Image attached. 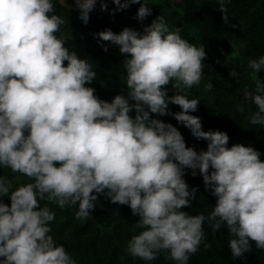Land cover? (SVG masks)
<instances>
[{
	"label": "clouds",
	"instance_id": "1",
	"mask_svg": "<svg viewBox=\"0 0 264 264\" xmlns=\"http://www.w3.org/2000/svg\"><path fill=\"white\" fill-rule=\"evenodd\" d=\"M74 2L87 24L97 0ZM218 2L228 24L225 0ZM112 3L117 11L140 4V21L151 15L141 0ZM100 8L107 10L104 0ZM53 12L51 0H0V165L34 181L11 190L12 183L0 177V198L10 199V206L0 202V264H76L48 235L55 216L39 201L60 208L78 204L76 217L85 219L97 194L127 205L139 217L137 227L144 230L131 238L128 251L145 261L167 250L172 260L187 264L205 239V220L213 231L226 225L235 237L229 241L233 257L250 251V241L264 249L260 153L241 144L228 147L225 132L203 131L199 117L189 114L199 100L189 99L186 90L201 82L204 46L182 38L179 28L170 30L163 16L142 33L130 28L100 32V40L130 57L123 62L128 97L116 95L109 103L85 86L96 73L65 46L64 37H57L65 21ZM249 67L255 73L264 70V56L250 60ZM170 83L177 94L168 97ZM244 99L258 109L250 124L264 125V82L257 78L255 92L245 89ZM169 102L181 111L168 113ZM150 113L173 115L197 140L208 142L207 150L186 147L176 127ZM185 168L199 169L206 190L216 197L207 217L180 210L196 192L183 179Z\"/></svg>",
	"mask_w": 264,
	"mask_h": 264
},
{
	"label": "trees",
	"instance_id": "2",
	"mask_svg": "<svg viewBox=\"0 0 264 264\" xmlns=\"http://www.w3.org/2000/svg\"><path fill=\"white\" fill-rule=\"evenodd\" d=\"M51 2L54 5L52 14L65 21L61 31L56 33L57 37H64L65 46L78 58L87 60L96 73L95 79L85 86L93 88L98 99L109 103L116 95L128 97L123 62L130 57L121 54L119 46L100 40V32L111 30L119 34L124 28H130L142 33L157 16H163L170 30L179 28L181 37L189 43L197 47L203 45L206 59L201 82L186 90L189 99L199 100L197 110L189 114L199 117L203 131L225 132L229 137L228 147L234 144L251 146L260 153L259 158L264 162V125L250 124V116L258 109L250 100L244 99L245 89L255 92L257 78L264 82V70L255 73L249 67L250 60L264 56V0H225L228 24L221 19L223 14L218 0H182L177 4L149 2L151 15L143 21L120 17L112 0H104L107 10L101 11L100 0L89 13L87 24L80 20L77 8L60 0ZM64 64L66 66L67 62ZM232 72L237 75L233 77ZM208 83L213 87L206 90ZM166 91L168 97L177 94L171 83L166 86ZM129 103L134 101L129 100ZM238 107H243L244 111H238ZM167 111L177 113L181 109L169 102ZM129 115L134 118L135 110ZM150 118L176 127L186 147L197 153L207 150L208 142L197 140L190 129L178 123L173 115L150 113ZM183 171L189 190L196 189V192L190 205L180 210L189 215L203 214L207 217L214 209L216 197L206 190L199 169L185 168ZM211 171L210 168L209 173ZM0 177L12 183L11 190L34 182L2 165ZM97 196L91 215L85 219L76 217L78 204L60 208L55 202L39 201L40 207H48L55 216L48 224V235L57 246L65 248L76 264H178L169 257L167 250L158 252L152 261L133 257L128 251V243L144 230L137 227L139 217L133 215L127 205L114 204L103 194ZM0 202L10 206L7 196L0 198ZM203 231L205 239L196 253L189 256L187 264H264V249L257 248L255 242L250 241L251 250L241 257L232 256L229 241L235 237L230 235L226 225L222 224L213 231L205 220Z\"/></svg>",
	"mask_w": 264,
	"mask_h": 264
},
{
	"label": "rangeland",
	"instance_id": "3",
	"mask_svg": "<svg viewBox=\"0 0 264 264\" xmlns=\"http://www.w3.org/2000/svg\"><path fill=\"white\" fill-rule=\"evenodd\" d=\"M60 1L69 7L76 8L74 0H60ZM99 1L100 0H97L96 5L99 3ZM159 1H167V2L169 1L171 4H177L181 2L182 0H141V2L143 3H149V2L156 3ZM139 7H140V4H131L127 9H121L117 11V13L120 17L126 20L134 21V20H137L136 13Z\"/></svg>",
	"mask_w": 264,
	"mask_h": 264
}]
</instances>
